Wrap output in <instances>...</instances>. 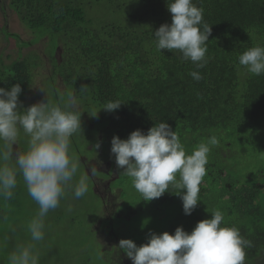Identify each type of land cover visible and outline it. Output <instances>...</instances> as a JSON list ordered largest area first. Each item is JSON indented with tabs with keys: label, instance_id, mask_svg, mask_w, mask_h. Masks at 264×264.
Here are the masks:
<instances>
[{
	"label": "trees",
	"instance_id": "obj_1",
	"mask_svg": "<svg viewBox=\"0 0 264 264\" xmlns=\"http://www.w3.org/2000/svg\"><path fill=\"white\" fill-rule=\"evenodd\" d=\"M193 2L204 9L203 21L212 28L207 41L208 62L200 69L191 61H181L179 53L167 49L157 51L153 44V32L162 24L171 23L167 0H11L10 7L16 10L25 27L35 35L31 42L22 41V45L30 46L43 37L48 38L46 54L53 61L51 76L46 75L49 77V93L55 96L52 77L55 79L59 75L66 85V91H73L81 99L80 110L84 111L81 115L82 130L73 138V148L81 158H84V151L89 145L101 142V147L95 150L97 158L106 157L108 147L109 156L115 159L111 154L114 136L127 139L131 132L141 129L146 133L159 122L168 123L177 132L189 153L201 140L211 135L217 136L219 145L212 148L206 165L209 166L212 161L215 169L207 172V175L233 170L234 166L226 158L237 151L242 157L263 153L264 74L255 76L245 73L243 69L238 71L237 57L257 41L264 42V0ZM98 6H105L107 12L99 24L92 14ZM3 32L10 34L7 30ZM40 60V56L35 54L19 55L10 63H4L0 58V87L10 89L12 85L20 83L23 89L20 101L24 103L29 96L36 69L43 67L44 62ZM192 70L199 71L203 79L199 82L193 80L189 75ZM84 85H88L87 92L81 93ZM39 95H43L41 99L46 101L45 92ZM117 99L124 104L114 112L101 110L95 118L87 112L93 106L99 110L106 102ZM208 130H213V133H206ZM222 132L228 136L227 140L221 136ZM99 135L105 139L101 141ZM19 147H23V141ZM259 147L261 150H255ZM107 171L103 174L108 177L115 171L117 175L111 179L108 189L110 192L118 189L120 206L125 200L122 210H119L120 206L117 207L119 216L103 219L105 216L97 215V220H90L84 202H93L94 183L91 179L85 197L61 201L63 205L57 208L58 212L50 211L46 222L60 224L63 231L79 229L76 236L82 237V244H85L96 221L106 222L109 233L114 228L112 234L121 236L124 235L122 228L125 220H130L134 226L125 230L126 234L129 233L127 238L138 246L146 243V229L135 223V216L141 214L142 207L126 202V193L130 190L125 183L130 185L132 192H137L131 178L122 174L123 170L117 168L115 161ZM249 177L264 178V165L248 171L242 185L239 181H235L234 185L228 182L234 205L243 213L252 212L248 210L252 197L264 190V182L258 181L257 184ZM115 179H119L121 188L114 186ZM22 184L21 181L10 201H0V242H3L0 264H6L7 254L17 237L29 238L23 220L30 219L38 207L31 199L24 200L22 193L25 188L21 187ZM169 190L171 192L161 196L162 205L156 201L153 203V200L149 202L157 219L162 220L165 211L172 213V207L176 217L182 214L176 203L181 198L176 195L175 189ZM68 204L72 205L71 212L66 210ZM254 208L257 218L241 219L239 224L241 232H245L244 237L250 235L252 240V246L246 252L254 251L248 254L246 264H258L256 259L264 242V212L257 205ZM90 210L98 213L100 209L93 206ZM8 212L13 215H8ZM130 213L135 215L130 216ZM5 215L7 221L3 219ZM87 219L90 224L85 229L82 222ZM190 226L187 222V228ZM84 229L86 232L80 231ZM6 236L7 241L4 240ZM43 242L38 244L39 251ZM98 246L102 248L101 243ZM48 256L63 260L55 251H45L44 257L51 260ZM42 258L43 254H40V262Z\"/></svg>",
	"mask_w": 264,
	"mask_h": 264
},
{
	"label": "clouds",
	"instance_id": "obj_2",
	"mask_svg": "<svg viewBox=\"0 0 264 264\" xmlns=\"http://www.w3.org/2000/svg\"><path fill=\"white\" fill-rule=\"evenodd\" d=\"M167 10L171 23H164L153 32L156 50L179 53L181 61H191L197 69L204 68L212 31L203 21L204 9L193 0H167ZM237 59L238 71L243 69L255 76L264 74V42L257 41ZM189 75L197 82L203 79L196 70ZM87 89L88 85H84L80 92ZM41 90L46 93V101L24 107L20 83L10 89L0 87V201H10L22 181L27 195L38 206L24 225L29 238H16L6 264H40L38 244L45 240L49 212L59 208L61 201L85 197L91 178L98 172L92 165L89 174L81 162L82 156L73 148V138L82 130L81 99L73 91L56 89L53 97L46 89ZM122 104L119 99L108 101L99 110L93 106L87 112L95 118L101 110L114 112ZM218 145L217 136L211 135L194 145L189 153L177 132L168 123L159 122L146 133L141 129L131 132L127 139L114 136L111 154L117 168L131 178L142 201L151 202L171 192L170 188L175 189L185 215H191L200 202V186L207 175L209 155ZM100 147L101 142H97L94 151ZM66 210L71 212L72 205L68 204ZM210 213L211 218L199 221L190 233L183 226L177 227L174 234L150 232L142 245L132 239H121L117 248L131 264H245L246 249L252 246L244 237L245 232L235 225L227 226L219 208ZM3 219L7 221V215Z\"/></svg>",
	"mask_w": 264,
	"mask_h": 264
},
{
	"label": "rangeland",
	"instance_id": "obj_3",
	"mask_svg": "<svg viewBox=\"0 0 264 264\" xmlns=\"http://www.w3.org/2000/svg\"><path fill=\"white\" fill-rule=\"evenodd\" d=\"M10 3L11 0H0V58L4 60V63H10L19 55L24 57L30 54H35L39 55L41 58L40 61L44 62L42 64L43 67H38L36 69L31 88L28 92L29 96L23 103L26 106H31L32 104L42 100L41 97L44 94H39H42L44 91L41 90V88L46 89L48 92L50 91V84L47 81L49 77H46V75H49L50 70L53 69V61L50 60V57L46 54L48 45L47 37H43L38 42L32 43L30 46L22 45V41L31 42L35 35L25 27L24 22L16 10L10 7ZM106 13L105 6H98L92 12L93 16L98 19V24L102 22L100 20L106 15ZM107 16H111V14H108ZM106 17L105 19H108ZM3 30H7L10 34L6 35ZM59 56L60 53L58 52V57ZM55 69L56 67L54 66V75ZM52 78V86L54 88L66 91V85L59 75H56L55 79L54 77ZM206 133L211 134L213 133V130H208ZM221 136L225 140L228 139V136H226L223 132L221 133ZM99 139L102 141L105 138L103 135H99ZM92 147H94V145H89L84 151V158H81V162L84 164L85 170L89 171V174H91L90 167L92 165H95L98 171L96 176L91 178L94 183L92 186L93 202H84L85 207L88 209V216L90 220L94 222L97 220L98 216H105L103 219H112L114 216H119L117 207L121 205V198L118 196V189L114 190V192H110L108 189V184L112 182L111 179L117 176L116 171L113 172L110 177L103 174L108 173L107 170L111 169V165L113 167V161H115L112 156H109V148L107 147L106 151L108 154H106V157L103 155L102 158L99 159L97 158V153L92 150ZM255 150L259 151L261 150V147L256 148ZM251 154L256 155L254 153ZM251 154L242 157L239 155L238 151L236 153H232L226 159L227 162L234 166L233 170L219 172V174H215L213 176L206 175L203 178L199 193L200 202L191 215H185L182 200H176L178 209L182 214L176 217L172 207L170 209L172 213L165 211L161 217L162 220L157 219L153 216L154 210L150 208L149 202L142 201L143 197L141 194L135 191L132 192L130 185L125 183L127 188L130 190L126 193V202L128 205L130 203L136 204L139 208L142 207L141 214H137L135 216V223L138 226L143 225L144 230L146 229V241L150 232L162 234L165 231H171V234H174L175 229L180 226H183V228L190 233L194 229L191 228V226L195 227L199 221L211 218L210 211L214 208H219L223 212L227 226L235 225L239 229L241 228V226L238 225L239 220H253L257 218L254 205L260 207L261 211L264 212V199H262L264 197V190H262L256 197H252L253 201L248 208V210L252 212L243 213L235 207L232 192L229 190V187L231 186L228 183L232 182L234 185L235 181H239L242 185L244 177L248 171H252L254 168H259L264 165V149L263 153L258 154L261 156H253ZM210 163L211 164L206 167L207 172L215 169L213 162L211 161ZM249 179L251 181H257V184H259L258 181L264 182V178L249 177ZM114 183L115 187H122L121 183H119V179H115ZM21 187H24L23 184ZM236 188H238V186ZM23 192L22 197L24 200L30 201L31 198L27 195L26 189H23ZM160 199L162 198L160 197L158 200L154 199L153 203L156 201L158 204L162 205L163 202ZM124 203L119 207V210L124 208ZM62 205L63 203L61 202V206ZM93 206L100 209L98 213H93L90 210ZM56 211L58 212V209H56ZM133 214L135 215V213H130L129 215L132 216ZM8 215H13V213L8 212ZM27 220H29V218L24 219V223H26ZM90 220L87 219L82 222L85 229L89 228ZM154 221L158 224H155ZM187 222L191 225L190 228H187ZM125 223L126 224H124L122 228L124 235L118 236L115 233L116 236H114V234H112V231L115 232L114 228L109 233L106 230L109 227H105L106 222L96 221L91 227L89 240L85 244H82L84 239L76 236V231L79 229L71 228L69 231H63L60 224L56 222H46V237L40 249V254H43L40 264H116L113 262L114 259L112 260L115 253L120 256L119 259L126 262L125 264H130L132 261L124 252L117 248L121 239H128L127 235L129 233L126 234L125 230H128V228L132 229L134 226L133 221L130 222V220H125ZM63 224H66V222H63ZM251 227L252 226H250V228ZM85 229L84 231H80L86 232ZM110 237H115V240ZM246 238H249L250 241H252L250 235L246 236ZM100 243L102 248L98 246ZM45 251H55V254L59 255L63 260L59 258L52 259L50 256L48 257L51 260H47L44 257ZM253 252L254 251L246 253L245 264L248 260V254H252ZM256 261L258 264L264 262V242L261 245L260 254Z\"/></svg>",
	"mask_w": 264,
	"mask_h": 264
},
{
	"label": "flooded vegetation",
	"instance_id": "obj_4",
	"mask_svg": "<svg viewBox=\"0 0 264 264\" xmlns=\"http://www.w3.org/2000/svg\"><path fill=\"white\" fill-rule=\"evenodd\" d=\"M119 257L120 256H118L117 253H115V255H113V257H112V260L113 259L115 260V261L113 260V262L116 263V264H125L126 262L124 260H122V259H119Z\"/></svg>",
	"mask_w": 264,
	"mask_h": 264
}]
</instances>
